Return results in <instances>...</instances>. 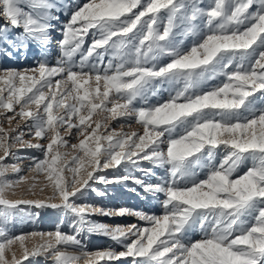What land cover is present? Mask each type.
<instances>
[{
	"label": "snow or ice",
	"instance_id": "1",
	"mask_svg": "<svg viewBox=\"0 0 264 264\" xmlns=\"http://www.w3.org/2000/svg\"><path fill=\"white\" fill-rule=\"evenodd\" d=\"M202 3L86 0L61 28L55 65L43 59L28 69H0V264L38 256L54 264L122 258L132 264H264V0ZM60 10L53 0H0V52L11 56L9 48L19 51L30 43L46 52L58 19L53 13ZM188 36L195 39L185 47ZM165 57L169 62L161 63ZM221 76V83L204 89ZM165 85L174 94L150 103ZM17 117L26 121L23 128H4ZM121 117L135 119L142 134L108 131L109 121ZM61 127L68 135L75 129L79 141L70 146L76 150L70 162L61 151L68 146ZM25 135L47 143L33 144ZM14 143L42 153L32 158L30 170L52 188L47 201L6 197L28 179L8 178L9 169L21 172L19 165L4 163ZM143 161L166 174L146 182L135 175L152 173L139 168ZM122 165L125 175L100 174ZM129 181L162 194L163 213L76 203L89 190L105 195L93 184ZM55 198L60 202H49ZM22 204L62 208L75 217L73 232L57 227L10 236L4 222ZM95 214L135 216L143 224L111 227L91 220ZM194 229L200 239H189ZM85 232L107 236L123 250L88 251L80 238ZM17 243L23 254L13 252L9 261L5 253Z\"/></svg>",
	"mask_w": 264,
	"mask_h": 264
},
{
	"label": "rangeland",
	"instance_id": "2",
	"mask_svg": "<svg viewBox=\"0 0 264 264\" xmlns=\"http://www.w3.org/2000/svg\"><path fill=\"white\" fill-rule=\"evenodd\" d=\"M54 3L62 9L60 11H55L53 14L58 17L57 20L53 21V29L50 32V38L53 40V45L48 46L46 52H43L37 45L30 43L27 48H22L19 51H8L12 52L11 56L5 55L0 52V69L6 68H15L18 70L28 69L35 67L37 62L43 59H46L50 65H55L56 60L60 56V51L58 47V41L61 37V28L68 22L72 11L77 5H82L86 0H53ZM208 0H203L201 6L207 5ZM251 10H255V5ZM19 32L18 29L13 30L9 33L10 36H15ZM184 39V46H190L193 40L195 39L192 36H188ZM91 43V36H89L86 41L85 47ZM3 47H7L3 45ZM49 47H51L49 49ZM77 59L79 57L77 56ZM108 57H105L107 61ZM170 58L165 57L162 59L161 63L169 62ZM59 77H57L58 79ZM223 77H218L215 80H212L205 84L203 87L205 90L215 86L216 84L221 83ZM179 87V86H177ZM174 94L171 90L168 89L167 85L161 89L157 96H154L150 99V103L164 102L169 99V96ZM143 106L140 102H136V107ZM94 117L93 119H95ZM75 119V118H74ZM26 121L23 119L13 120L12 124L9 125L4 123L5 129H15L18 127L23 128ZM115 129L117 132L121 131H138L142 134V128L140 125L136 124L135 119L127 118H117L115 120L109 121V129L111 131ZM75 129L72 130V135H68L65 132V128H60L61 136L64 139L68 140V146L61 149L62 152L67 153V159L69 162L73 155L76 154V150L72 149L71 144L78 143V139L75 137ZM25 141L31 140L33 144L35 143H47L46 140H38L33 138L31 135H25ZM223 153L218 154L222 155ZM0 155H3L2 150H0ZM42 153L37 148L25 147L22 143H14L12 146V155L9 156L4 163L8 165L17 164L21 168V172L16 174L9 169L8 178L11 180H16L20 176H26L28 179L21 184H19L12 191L6 193V197L10 200H48L49 197H52L53 192L51 187L45 188L44 185L47 183L44 175L37 176L35 171L30 170L32 165L33 157H40ZM22 157V159H21ZM140 169L147 170L152 168L151 174H146V171H135V175L146 180V182L156 183L158 179L166 174V170L153 166L148 161H143L139 165ZM246 170L242 168L241 172ZM127 169L122 165L118 169H107L101 172L100 174L112 177L117 175H125ZM66 176L71 177V173L66 170ZM35 177V179H33ZM35 184V188H33ZM93 187L96 188L99 192L105 193L101 196L97 191H86L84 196L76 200L78 204H90L95 207H103L106 209H119V208H130L133 210L143 211L148 214L161 215L163 213V208L161 202L163 200V195L155 196L153 194L146 193L142 187L129 181L125 184H93ZM43 189V190H41ZM51 203H59V199L55 198L49 201ZM2 207V206H0ZM75 219L74 216H71L65 212L62 208H51V207H34L31 205H20L17 209L10 210V214L7 218L6 230L10 236H16L21 233L28 234L34 231L36 232H54L57 227H60L62 231L71 234L73 229L69 227L72 220ZM91 220L97 223H103L111 227L115 226H128L131 224H143L135 216L124 215V216H106L95 214L90 217ZM2 220V218H0ZM201 233L198 229H194L189 233V239L197 240L201 238ZM80 238L83 240L84 244L87 246L88 251L96 250H105L113 249L117 252L122 251V246L115 240L98 234H88L82 233ZM37 239H28L26 240V245L31 248L33 244L38 243ZM70 254H78L79 249L74 247H67L63 249ZM15 252L16 257L20 258L23 254V249L17 243L12 246L11 249L7 250L5 255L6 258L10 261L12 258V253ZM23 264H54V261L51 258L38 256L30 257L28 260L24 261ZM80 264H83L81 261ZM111 264H132L131 258H122L118 261H112Z\"/></svg>",
	"mask_w": 264,
	"mask_h": 264
},
{
	"label": "bare ground",
	"instance_id": "3",
	"mask_svg": "<svg viewBox=\"0 0 264 264\" xmlns=\"http://www.w3.org/2000/svg\"><path fill=\"white\" fill-rule=\"evenodd\" d=\"M53 40H52V38H51V42H50V44H49V46H51V45H53ZM51 47H49V49H50Z\"/></svg>",
	"mask_w": 264,
	"mask_h": 264
}]
</instances>
